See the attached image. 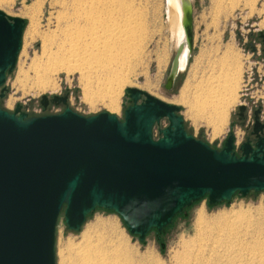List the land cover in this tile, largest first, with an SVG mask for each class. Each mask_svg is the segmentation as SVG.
I'll return each instance as SVG.
<instances>
[{
  "label": "water",
  "instance_id": "obj_1",
  "mask_svg": "<svg viewBox=\"0 0 264 264\" xmlns=\"http://www.w3.org/2000/svg\"><path fill=\"white\" fill-rule=\"evenodd\" d=\"M183 13L185 41L175 47L166 90L181 70L184 45L189 54L192 48V8ZM23 28V19L0 11V100ZM126 93L131 103L123 118L106 111L81 115L67 106L66 96L50 99L65 106L55 114L28 115L20 104L13 111L0 104V264H56L60 215L67 229L78 232L94 210H111L142 242L205 196L217 204L236 193L264 191L262 106L248 114L246 105H238L237 125L248 135L237 144L230 130L218 149L187 132L180 106L135 87ZM48 102L41 96L43 107ZM162 119L168 125L155 138Z\"/></svg>",
  "mask_w": 264,
  "mask_h": 264
},
{
  "label": "bare ground",
  "instance_id": "obj_2",
  "mask_svg": "<svg viewBox=\"0 0 264 264\" xmlns=\"http://www.w3.org/2000/svg\"><path fill=\"white\" fill-rule=\"evenodd\" d=\"M255 1L211 0V5L216 15L223 9L231 11L248 7L251 10ZM167 2L171 38L176 46L185 41L183 12L192 5L190 0ZM62 5L55 16L53 29L45 33L39 32L36 18L30 13L32 17L26 33L31 40H40V53L38 57L34 54L37 61L31 59L28 66L34 74L39 75L38 87L45 91L55 90L59 86L55 76L57 73H76L82 99L88 103L100 101L109 111H116L121 88L127 82L124 70L148 42L145 29L148 25L141 1L71 0L69 3L62 2ZM43 6V0H34L31 4L36 9L35 13L38 10L39 14L43 12ZM203 52L196 56L192 64L194 73L191 80L187 79L181 87L178 101L187 106L186 111L193 122L197 124L202 121L214 138L223 130L230 108L237 100L242 68L231 45H225L222 49L216 46L213 52L214 55L219 52V55L216 61L208 60L205 66L208 75H202L195 84H191L190 81L196 79ZM189 55L185 44L180 56V69L186 68ZM226 213L208 216L205 205L198 208L194 236L183 241L184 252L177 264H264V228L259 218L239 211ZM100 227L101 230L94 227L97 231H92L93 235L83 232L81 238L87 241L78 245V250L74 249L77 250L76 263L159 264L149 254L139 255L130 249L127 241L118 237L113 224H101Z\"/></svg>",
  "mask_w": 264,
  "mask_h": 264
},
{
  "label": "rangeland",
  "instance_id": "obj_3",
  "mask_svg": "<svg viewBox=\"0 0 264 264\" xmlns=\"http://www.w3.org/2000/svg\"><path fill=\"white\" fill-rule=\"evenodd\" d=\"M33 1L0 0V11L7 16L24 20L21 47L16 63L13 71L6 75L4 83L6 88L5 96L0 100L2 108L13 111L16 105L20 104L21 110L28 115L55 114L62 111L65 106L62 103H50L43 107L40 103L41 96L45 95L49 100L54 96H66L67 106L81 115L89 116L106 111L110 114H115L118 118H123L125 107L131 103L126 93V88L135 87L161 101L180 106V115L183 117L187 132L195 138L207 142L211 147L221 148L223 140L230 130L235 133L239 131L240 140L238 139V143L242 141L243 133L237 125V107L240 104H247L248 97L259 101V95L261 94L259 93V85L263 86L262 81H259V78L264 75V63H261L260 60L259 41L262 38L261 34L264 35V26L261 25L264 24V0H256L253 10L248 7L242 10L235 8L231 11L223 9L221 13L216 15L212 11L211 0H190L192 5L191 53L186 68L179 71L171 90L164 88L176 47L174 40L171 38L169 28L168 2L167 0H140L142 10L144 11L145 9L146 25L149 26V28H147L148 26L145 28L148 42L144 50L131 60L129 67L127 66L124 70L127 75V82L121 88L119 106L116 111H109L100 101L95 100L93 103H88L82 99L78 74L76 73H57L55 76L59 86L55 90L45 91L38 87L39 75L34 74L28 66L31 63V59H36L34 54L38 57L40 53V40H31L26 33L27 26L31 20L30 17L36 18L35 22L39 26V32L45 33L49 29H53L57 11H60L63 7L62 2L69 3L71 0H43V12L40 14L38 10L35 13L34 10L36 9L31 7ZM30 13L32 16H30ZM228 44L237 53V61H239L242 68L240 87L237 100L230 108L226 125L218 136L212 138L209 128L202 121L195 124L192 120L193 118L186 111L187 106L181 102L179 103L178 98L181 87L185 84L184 82L192 78V73H194L192 64L195 63L196 56L203 51L204 56L206 54L205 57H201V67L199 65L196 79L194 78V81H190L191 84H195L202 75L204 77L208 75V69L205 66L208 60L209 62L212 60L216 61V57L219 55V52L214 55L213 51L216 46L222 49ZM251 44L256 46V51H252ZM203 68L206 69L207 73ZM19 71L21 73H18ZM39 73L42 74V72ZM167 125V119H162L160 124L153 130L154 137L157 138L159 136V128H164ZM203 205L206 207L208 216L239 211L247 216L259 218V222L264 228V221H262L264 219V191H252L245 196L237 193L230 201L217 204H209L207 197L201 198L186 207L184 209L185 213H180L174 217L171 224L161 232H157L154 229L148 232L142 242L138 240L137 236L128 232L117 214L111 210L97 208L87 216L78 232L67 229L63 222V217L59 216L55 230V263L78 264L76 263V261L78 262L77 250L83 245V242L87 241L85 239L82 240L83 232H90L89 234L93 235L92 231L101 230V224L111 223L116 227L118 237L120 236L123 238L121 240L127 241L129 248L135 251L136 254L143 255L147 253L153 261H158L159 264H177L179 256L184 252L183 241L189 240L194 236L196 212ZM231 210L232 212H230ZM94 227L98 229L95 230Z\"/></svg>",
  "mask_w": 264,
  "mask_h": 264
},
{
  "label": "flooded vegetation",
  "instance_id": "obj_4",
  "mask_svg": "<svg viewBox=\"0 0 264 264\" xmlns=\"http://www.w3.org/2000/svg\"><path fill=\"white\" fill-rule=\"evenodd\" d=\"M251 49H252V51H256V46L253 44H251ZM259 51H260V60H261V63H264V43H263V39L261 38V40L259 41ZM189 58V57H188ZM187 64H188V59H187V62H186V66H187ZM185 69V68H184ZM259 93H261L260 95H259V101H257V100H252L253 98H251V97H248V103L247 104H245L246 106H247V112H248V114H249V112L251 111V109H253V108H256V107H258V106H262V108H263V110H262V114H263V112H264V92H262V87H261V85H259ZM263 93V94H262ZM51 102H50V100H49V102H48V104H50ZM47 104V105H48ZM238 118V117H237ZM251 120H250V118L248 117L247 118V121H246V123H245V126L247 127L248 125H249V122H250ZM237 123H238V119H237ZM238 127H239V125H238ZM240 128V127H239ZM241 131H242V141L245 139V137L248 135L246 132H244V130L243 129H240ZM238 134V135H237ZM239 134H240V132L239 131H237L236 133H235V135H236V138H237V143H238V141L240 140V138H239ZM239 139V140H238ZM240 143V142H239ZM238 143V144H239Z\"/></svg>",
  "mask_w": 264,
  "mask_h": 264
},
{
  "label": "built area",
  "instance_id": "obj_5",
  "mask_svg": "<svg viewBox=\"0 0 264 264\" xmlns=\"http://www.w3.org/2000/svg\"><path fill=\"white\" fill-rule=\"evenodd\" d=\"M259 81H262L261 83H262L263 86H261V87H262V92H264V75L262 76V78L261 77L259 78Z\"/></svg>",
  "mask_w": 264,
  "mask_h": 264
},
{
  "label": "trees",
  "instance_id": "obj_6",
  "mask_svg": "<svg viewBox=\"0 0 264 264\" xmlns=\"http://www.w3.org/2000/svg\"><path fill=\"white\" fill-rule=\"evenodd\" d=\"M251 192H252V191H251ZM236 194H237V193H236ZM236 194H235V195H236ZM205 197H207V196H205ZM177 215H178V214H177ZM177 215H176V216H177ZM60 216H62V215H60ZM176 216H175V217H176ZM170 224H171V223H170ZM170 224H169V225H170ZM169 225H167L165 228H167ZM165 228H163V229H165ZM152 230H153V229H152Z\"/></svg>",
  "mask_w": 264,
  "mask_h": 264
},
{
  "label": "crops",
  "instance_id": "obj_7",
  "mask_svg": "<svg viewBox=\"0 0 264 264\" xmlns=\"http://www.w3.org/2000/svg\"><path fill=\"white\" fill-rule=\"evenodd\" d=\"M264 113V112H263Z\"/></svg>",
  "mask_w": 264,
  "mask_h": 264
}]
</instances>
